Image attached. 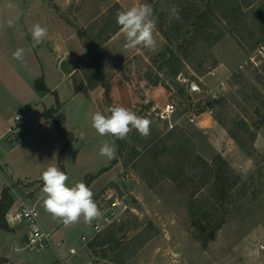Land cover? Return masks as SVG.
Segmentation results:
<instances>
[{"label":"rangeland","instance_id":"374dc122","mask_svg":"<svg viewBox=\"0 0 264 264\" xmlns=\"http://www.w3.org/2000/svg\"><path fill=\"white\" fill-rule=\"evenodd\" d=\"M55 1L56 4L54 0H45L39 5H30V8L33 16L39 14L47 17L48 34L54 28L57 29L52 16H61V51L65 48L72 50V56L63 60L65 68L72 70L67 75L70 85L61 78H56V83L50 82L56 85L59 92V111L64 115L65 131L72 135L68 143L65 140L67 146L60 157L61 164L68 172L67 184L72 186L77 183L84 171L88 172L82 178L86 182L92 174L104 171L115 161L120 162L114 168V178L98 194L102 214L112 210L110 203L118 198L120 205L113 209L117 214L116 219L104 225L99 233L93 232L95 223L89 226L84 221L82 224L81 219L70 226L63 225L61 230L67 234L65 243H72L77 249L70 260L64 257L65 264H264V38L261 32L264 0H241L246 6L240 21L237 23L233 19L231 24L226 21V34L204 57L202 67L196 70L194 63L186 64L178 74L197 81L201 86L205 82L210 85L217 80L224 82V96L210 104L213 112L209 115L216 122L217 131L205 134L199 129L206 140L194 138L195 153L208 161L215 153L221 154L239 177L238 183L221 202L215 201L207 188L190 201L187 194L192 189L178 188L169 179L154 188L149 187L135 165L123 164L124 157L129 153V145L135 141V129L127 136V147H124L122 156L118 157L117 154L119 159L109 161L100 157L102 142L112 143L114 137L99 136L91 126V117L97 111L108 115L106 104L109 99H102L98 104L91 95L92 88L87 83L85 87L83 83L87 56L86 52L80 51L82 47L85 51L86 48L83 39L76 33L78 28L86 29L96 21L101 22L102 16H108L116 4L126 10L139 3L151 5L152 2H159L161 8L172 16L171 5H176L179 11V7L188 0ZM13 8L14 12L9 11L8 16H25L27 13V4L23 0H16ZM218 16L223 15L218 12ZM154 36L157 40L154 50L143 47L125 49V38L121 32L104 43L100 51L104 56L107 78L109 82L115 79L119 85L125 82L119 96L122 103L126 106L132 104V110L141 117L148 114L151 122H157L162 132L168 127L165 128L157 118L158 109L151 107L153 102L148 101L147 97L148 91L158 86L154 85L155 81L167 83L168 89L161 85L162 98L158 102L175 104L174 126L182 128L187 134L198 126L184 114L190 104L179 94L178 89L185 84L178 80V75L173 82L167 81L153 65L157 53L166 46V40L157 28ZM50 43H45L47 50L50 49ZM82 59V62L79 61ZM44 66L48 76L52 71L48 68L47 60ZM212 69L216 70L217 75L211 79L208 72ZM127 91L132 93L133 101ZM51 100L56 106L55 95ZM195 100L197 95L190 101ZM205 109V106L200 108L203 111ZM227 129L239 133L240 138L245 140L244 148H251L248 149L249 153L231 138ZM249 134H254V137L251 139ZM39 135L35 132L25 138L23 143L44 142V137ZM115 147L117 149L116 141ZM77 149H81V153L75 161L73 156ZM58 168L61 170L60 166ZM42 200L35 208L43 220L44 217L48 218L49 213L42 207ZM123 204L127 206L125 210ZM99 222H102V218ZM220 222L219 226H214ZM200 224L207 227L206 235L200 234ZM87 230H90L91 236L87 235ZM82 235L89 238L83 241ZM111 237L115 240L111 241ZM102 238L105 241L98 244ZM82 242L85 244L80 246ZM45 252L52 251L46 247L28 254Z\"/></svg>","mask_w":264,"mask_h":264},{"label":"crops","instance_id":"0c3cea01","mask_svg":"<svg viewBox=\"0 0 264 264\" xmlns=\"http://www.w3.org/2000/svg\"><path fill=\"white\" fill-rule=\"evenodd\" d=\"M15 1L0 0V193L4 186L9 185L17 194L35 207L44 197L42 192L43 181L40 177L47 167L56 165L58 168L62 165L63 171L68 175L64 165L60 162L63 148L67 146L65 139L57 129L54 121L44 116V111L55 107L51 98L56 95L58 99L59 96L56 85H51L50 82L56 83L55 79L61 78L65 82L68 81V85L71 83L67 80L69 79L67 75L72 70H69L68 73L63 72L62 62L72 56V50L65 48L64 51H61L60 43L63 31L61 16H52L51 19H53L54 26L57 25V29L54 28L41 43L34 44L29 29L36 23H39L42 27H47V17L39 14L33 16L30 5H39L44 3L45 0H23V3L27 4L26 15L8 16L9 11L14 12L13 5ZM54 2L56 4L55 0ZM9 21L12 22L11 26ZM120 32V30L117 31L108 41ZM48 41L51 43L50 49L47 50L45 43ZM17 48L25 50L22 61H17L12 57V53ZM80 51L82 53L86 52L83 47ZM45 60H47L48 68L52 71L50 74L48 73V76L44 66ZM49 76H51L50 79ZM40 77L43 79L48 91L39 90L35 87V80ZM83 83L86 87L84 80ZM122 85L125 87L126 83L119 85L114 79L110 80L108 93L100 85L90 89V92L98 104L102 99H109L106 109L109 108L111 102L113 105L124 106L132 110V104L126 106L122 103L121 97L119 98L120 91L124 90ZM160 88L161 85H158L148 91L147 100L153 102L151 107L153 109L155 107V110L165 104V102L162 104L158 102L162 98ZM127 94L133 101L132 93L128 92ZM101 108L104 109L102 106ZM19 113L22 114V118L17 120L15 116ZM195 124L205 134L214 133L218 129L213 118L204 111L196 117ZM35 132L44 137V142L24 144V139ZM80 150L77 149L73 156L75 161L78 160ZM116 159H119L117 154L113 160ZM117 165H120L119 161H115L113 165H110L104 171L92 174L93 177L89 178L88 183H86L93 192V199L99 208L98 194L114 178V168ZM87 173V171L81 173L77 182H81L82 178L88 175ZM15 203L14 197L10 208ZM101 218L102 216L94 220L92 224L99 222ZM40 221L44 228L51 233L53 246L49 247L52 254L45 252L29 255L22 248L26 240V227L24 225H12L8 226L6 230L0 229V264H59V257L70 260L73 254H69V250L74 247L72 243L69 245L65 243L67 234L61 230L63 223L53 219L50 214L47 219L44 217ZM81 221L83 224V218H81ZM90 233L89 230L87 235L91 236ZM82 236L81 240H83ZM84 244L85 242H82L80 246Z\"/></svg>","mask_w":264,"mask_h":264},{"label":"trees","instance_id":"16d2710c","mask_svg":"<svg viewBox=\"0 0 264 264\" xmlns=\"http://www.w3.org/2000/svg\"><path fill=\"white\" fill-rule=\"evenodd\" d=\"M151 6L154 10L156 28L166 40L165 48L157 53L153 65H156L159 73L167 81L173 82L186 64L194 63L196 70L202 67L204 57L226 34V21L231 24L234 19L238 23L246 4L243 5L241 0H188L187 3L179 7L180 18L178 20L169 16L161 8L159 2H152ZM117 10L123 9L116 4L115 9L108 16H102L101 22L96 21L88 28H78L76 31L77 35L83 39L86 48L84 80L91 88L102 86L106 93L110 89V82L105 72L104 56L100 47L120 30L115 19ZM218 12H221L223 16H218ZM261 28L264 38V19ZM79 61H83V59ZM62 69L67 73L70 72L65 68L64 62H62ZM156 77L158 79V76ZM154 85H162L168 89L167 83L162 81H155ZM35 87L48 91L41 77L35 80ZM178 92L186 102L192 104L183 86H179ZM55 98L57 105L46 109L44 116L54 121L57 129L68 143L72 139V135L65 131L64 115L59 111L56 95ZM190 105L188 106L190 107ZM142 117L151 121L148 114H144ZM160 122L167 128V122L161 120ZM157 125V122L156 124L151 122L148 137H141L136 132L135 141L129 145V153L127 157H124L123 164L135 165L140 177L151 188L158 186L163 180L169 179L175 182L178 188L192 189L187 194V199L190 201L195 199L196 194L204 188L212 192L215 201H224L230 190L238 183L239 177L221 154L215 153L208 161L199 153H195L194 138L206 140L199 128L196 127L195 130L186 134L182 128L177 126L167 128L165 132H162ZM227 132L249 153L248 149L251 148H244L245 140L240 138L238 132L231 129H227ZM249 135L251 139L254 137V134ZM115 141L118 157H121L124 147H127V138ZM61 171H63L62 165ZM13 198L10 188L4 186L0 193V229L2 230L8 229L6 214L13 203ZM220 224L221 222L214 226L217 227ZM199 230L201 235H206L205 224H200ZM110 240L115 239L111 237ZM104 241L105 239L102 238L97 243L102 244Z\"/></svg>","mask_w":264,"mask_h":264},{"label":"clouds","instance_id":"9594fccd","mask_svg":"<svg viewBox=\"0 0 264 264\" xmlns=\"http://www.w3.org/2000/svg\"><path fill=\"white\" fill-rule=\"evenodd\" d=\"M170 12L173 18L177 20L180 18L176 5H171ZM115 19L125 38L123 45L125 49L143 47L154 50L156 48L157 40L154 36L156 19L150 4L139 3L126 10H117ZM9 24L11 26L12 22L9 21ZM29 32L34 44L41 43L48 35L47 28L39 23L34 24ZM24 52L23 48H17L12 53L13 59L22 61ZM108 113L104 115L97 111L91 117V126L99 136H112L115 140H123L134 129L141 137L150 135L151 121L148 118L117 105L109 106ZM115 140L112 143L102 142L99 148L100 157L109 161L116 157ZM40 178L43 181L44 193L42 207L65 227L77 223L81 218L85 224L91 225L94 220L102 216L100 208L93 199V192L84 182L69 186L67 184L69 177L56 166L47 167Z\"/></svg>","mask_w":264,"mask_h":264},{"label":"built area","instance_id":"2783aa9c","mask_svg":"<svg viewBox=\"0 0 264 264\" xmlns=\"http://www.w3.org/2000/svg\"><path fill=\"white\" fill-rule=\"evenodd\" d=\"M216 75V70L214 69L208 72V76L211 79L215 78ZM178 80L182 84H185L184 87L186 88L190 100L193 99L194 95H197V100L192 102L189 109L184 112L187 119L192 123H195L196 117L203 112V110H200L203 106L206 108L204 112L212 114L213 108L210 107L211 102L218 100L225 94L224 82L222 80H217V82H214L211 85L208 83L206 84L205 82L203 86H201L197 81L187 79L181 75H178ZM205 98H207V100H205ZM175 111V104L166 102L162 107L158 108L156 116L161 121L167 122V127L170 129L175 125L173 123V115ZM21 118V113L15 116V119L17 120ZM7 186L9 187V185ZM10 190L15 197L16 203L8 210L6 214V222L9 226L24 225L26 227V240L22 248L26 252H39L46 247L53 246L51 242V233L42 225L36 208L29 204L22 196L17 194L13 188H10ZM118 205H120L118 198H115L109 206L112 210L103 212L102 222H97L93 225L94 233H99L103 229L104 225H107L116 219L117 214L113 209ZM126 208L127 206L123 204V210ZM82 239L85 241L87 238L82 236ZM76 251V248H70L69 254H75ZM58 262L59 264H65V259L59 257Z\"/></svg>","mask_w":264,"mask_h":264},{"label":"water","instance_id":"95a60500","mask_svg":"<svg viewBox=\"0 0 264 264\" xmlns=\"http://www.w3.org/2000/svg\"><path fill=\"white\" fill-rule=\"evenodd\" d=\"M209 236L211 237V233L209 234Z\"/></svg>","mask_w":264,"mask_h":264}]
</instances>
